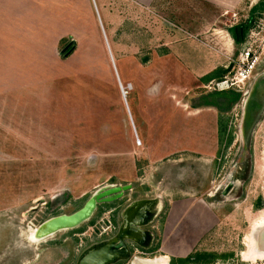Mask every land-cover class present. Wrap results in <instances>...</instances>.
Segmentation results:
<instances>
[{
    "label": "rangeland",
    "instance_id": "rangeland-1",
    "mask_svg": "<svg viewBox=\"0 0 264 264\" xmlns=\"http://www.w3.org/2000/svg\"><path fill=\"white\" fill-rule=\"evenodd\" d=\"M225 1L231 4L233 0ZM260 1L240 0L235 6L220 8L203 0H156L153 18L149 17L145 21L150 25L152 19L155 21L153 24L158 37L144 26L143 34L149 36L151 42L145 44L142 53L149 54L152 49H156L162 56L168 53L176 54L178 60L191 72L205 69L208 74L216 68L225 67L238 58L241 43L248 36L250 28H253L258 19L264 17V7L259 6ZM237 25H247L240 42L230 30ZM108 38L115 51L112 37L109 35ZM260 59L251 77L244 81L239 90L229 89L230 93L214 94L223 91L205 88L204 85L212 79L202 81L198 76L185 97L169 92L173 98L176 96L179 102L207 99L210 106L207 111L217 115L215 124H209L208 148L205 145L207 150L201 154L188 150L177 151L154 163L146 162L139 155L140 141L138 142L139 139H136L132 131L129 114L122 104L131 132L129 136L133 144L139 147L135 150L134 158L128 156L129 162L137 159L135 166L138 177L131 181L121 180L115 183L117 179L107 178V172L103 171L107 170L106 160L98 150L94 152L96 156L92 153L91 147L95 142L99 143L98 140L93 141L84 136L77 139L70 133L64 135L61 140L57 124L52 122L54 119L42 124L34 123L35 117L45 120L43 113L36 109H26L28 118L25 119L30 118L31 122L25 123L19 110H10L0 103V117L12 122L8 124L0 120V264H76L85 252L116 237L123 225L125 211L130 205L138 202L143 203L138 226L142 231L141 235L136 237L127 234L124 240L130 254L108 264H135L138 260H152L167 255L168 252L161 251L159 247L163 238V223L172 200H181L183 206L185 202L194 203L201 200L214 217L211 222L208 220L209 229L189 253L198 251L217 255L213 261L202 264H264V260L245 261L242 256L248 250V240L254 225L264 221V81L257 78L264 73L263 54ZM20 61L26 62L25 66H22L25 70L20 68L18 71H10L19 73L14 76L7 72L9 61L0 60V100L7 98L11 87L13 89L19 86L29 90L26 93L27 98L41 99L36 96L40 92L34 91L36 88L33 86L39 81L38 76H34L37 72L34 70L37 61ZM116 64L121 68L118 60ZM69 66L70 63L66 62L54 68ZM172 67V63L166 58L155 65V68H160L161 71ZM219 74L220 76L214 79L223 78L227 73L222 74L220 71ZM121 76L122 84L127 88L125 97L130 116L133 117V125L135 124L138 135L143 139L144 124L141 116L136 115L135 109L136 90H128L126 77H123V74ZM187 78L190 80L184 73V76L175 80L180 83L186 82ZM255 78L262 81L257 83L261 84V87L256 92H251ZM75 80L80 82V79ZM110 81L107 77L105 84L108 96V90L112 89ZM47 86L40 84L39 88L46 89ZM175 91L177 93L178 89ZM231 93H237L238 98L232 101ZM204 95L207 98H203ZM164 102L163 97H160L159 103ZM80 103L84 105L81 108L88 110L89 105L85 97ZM167 103L172 106L171 101ZM143 104L145 118L154 119L158 123L166 117L164 113L167 111V104L159 106L156 111L154 107H157V103L150 104V101L145 99ZM93 105L94 103L92 108ZM215 105H220L221 110L216 109ZM88 115H84L79 126L88 125L91 136L101 135V128L109 136V119L107 118L106 124V117L96 118ZM173 118L180 130L183 114H174ZM220 124L225 126L222 137L218 130ZM27 126V139L20 136L11 139L15 134L13 129L17 130V133H23ZM36 141L47 150L42 162L39 161L40 153H36ZM127 141L120 138L111 142L107 139L100 140V148L107 150L111 143V148L120 150L126 147ZM184 142L193 144L192 139L184 138ZM90 155L94 160H88ZM29 160L33 162L28 164ZM123 161L125 163L120 161L118 168H124L127 158ZM40 167L45 171L39 173ZM125 183H131L132 188L125 191L119 199L98 204L91 216L78 224L79 226L59 230L38 242L30 240L29 232L39 228L44 220L59 214L73 213L102 186ZM126 215L128 219L133 215L131 223L136 221L138 206H130ZM132 228L136 231L135 227ZM164 248L170 250V245L166 244ZM172 257L178 256H169L166 264H170Z\"/></svg>",
    "mask_w": 264,
    "mask_h": 264
},
{
    "label": "crops",
    "instance_id": "crops-1",
    "mask_svg": "<svg viewBox=\"0 0 264 264\" xmlns=\"http://www.w3.org/2000/svg\"><path fill=\"white\" fill-rule=\"evenodd\" d=\"M203 1L225 8L235 6L240 0H233L231 4L225 0ZM155 2L156 0H0V60L9 61L7 72L14 76L19 73L10 71L25 68L22 66H25L26 62L20 60L37 61L34 67L37 72L34 76L37 75L39 81L33 86L36 88L34 91L40 92L36 96L41 97V99L27 98L26 93L29 90L18 85L19 87L13 89L11 87L12 95L8 94L6 99L0 100V103L10 110L12 108L19 110L23 114L21 118L24 119L28 118L26 109L39 110L45 120L35 117L33 122L37 124L54 119L52 122L57 124L61 140L69 133L77 139L84 136L93 141L98 140L99 143L95 142L91 147L92 153L96 150L101 153L107 167V170L103 171L107 172L108 179H117L115 183L121 180L131 181L138 177L135 166L137 159L129 162L128 156L134 158L135 150L139 147L133 144L129 136L131 132L124 116V105L130 117L132 131L140 141L139 155L148 163H154L177 151L188 150L196 154L206 152L209 143V124L211 122V125H214L217 119V115L214 116L207 111L210 106L204 100L197 98L192 101L187 98L188 100L179 102L176 96L173 98L169 93L185 97L193 87V81L198 76L201 78L207 74L205 69L191 72L173 53L162 56L156 49H152L149 54L142 53L145 44L151 42L149 36H144V28L147 27L155 37H158L153 24L155 21L152 19L151 25L145 21L149 17L153 18ZM109 35L113 39L115 51L111 47ZM67 44L71 47L68 52L63 50L64 45ZM144 57L146 60L142 61ZM164 58L171 62L173 67L163 71L155 68V65ZM117 60L121 68H118ZM66 62L70 63L69 68H54ZM97 64L99 66H96ZM3 69L5 70V66ZM184 73L190 77V80L187 78L186 82L181 81L180 84L175 79L184 76ZM121 74L126 77L125 84H129L128 90H136L135 109L136 115L141 116L144 124L143 139L138 135L135 124L133 125V117L130 116L126 97L122 96L121 87L124 85ZM107 77L112 84V89L108 90L110 96L105 84ZM172 77L173 81H171ZM75 78L80 79V82ZM40 84L48 86L46 89H41ZM84 97L89 105L88 110L81 108L84 105L80 101ZM160 97H163L165 100L163 104H167L168 108L164 113L166 117L157 123L154 119L143 116L145 112L143 103L145 99L150 101V104L157 103V107H154L156 111L163 105L159 103ZM167 101H171L172 106ZM92 103H94L93 108ZM178 113L183 114V121L181 120L183 125L180 130L176 127L173 118L174 114ZM85 114L96 118L104 116L106 124L108 118L109 136L102 128L101 135L91 136L88 125L79 126ZM8 117H11V113ZM0 120L3 123H12L10 119L5 121L0 117ZM18 122L21 123V120ZM30 122V118L25 119V123ZM13 130L15 134L11 139H16L17 136L27 139L29 136L28 126L23 133ZM31 131L30 127V136ZM117 138L130 141H127L126 147L120 150L111 148V143L109 147L107 146V150L104 147L100 148L102 146L100 140L107 139L111 142ZM184 138L192 139L193 144H185ZM36 142L35 146L38 149L36 153H40L39 161L42 162L47 150L41 143ZM23 147H25L24 142ZM91 157L92 155L88 160L93 159ZM126 158L124 168H118L121 162L125 163L123 159L126 161ZM31 162L33 161L29 160L28 164ZM44 171V168H39V173ZM181 202V200L170 201L167 217L163 223V238L159 249L168 252V257L186 256L193 251L209 229L207 224L212 218L214 219L201 200H196L194 203L185 202L184 206ZM166 244L170 245V250L164 248Z\"/></svg>",
    "mask_w": 264,
    "mask_h": 264
},
{
    "label": "water",
    "instance_id": "water-1",
    "mask_svg": "<svg viewBox=\"0 0 264 264\" xmlns=\"http://www.w3.org/2000/svg\"><path fill=\"white\" fill-rule=\"evenodd\" d=\"M69 46L64 47L63 50H66V48ZM146 57L143 58L142 61H145ZM231 63L229 67L225 70L228 71L231 68ZM257 78H262L264 81V73L262 75H259ZM255 78L253 81V85L251 86V92H256L260 89L261 84L257 85L258 82L262 83L259 79ZM264 83V82H263ZM263 85V84H262ZM263 90L264 87L262 86ZM123 96V95H122ZM124 97V96H123ZM132 188L131 183H125V184H109L106 186H102L95 190L94 193H92L89 198L84 202V204L74 211L71 214H59L56 216H52L46 220H44L39 226H45L50 221L53 222L55 219L64 218L63 221L57 224H52L50 231L51 232H57L59 230L63 229H70L74 228L81 222L87 220L91 214L93 213L94 209L98 204L105 203V202H111L116 199H119L123 196L124 192L127 190H130ZM142 202L134 203L130 206H138V216L136 221L128 222L127 218V210L125 211L123 215V225L121 227V230L119 231L118 235L114 237L111 241L98 246L96 248L90 249L87 252H85L77 261L76 264H108L111 263L117 259L123 258L128 256L129 249L128 246L124 240L126 238V235H132L139 237L141 235V229L139 226V219H140V210L142 208ZM50 227V226H49ZM128 227H135L136 231H130L126 228ZM264 243V241H263Z\"/></svg>",
    "mask_w": 264,
    "mask_h": 264
},
{
    "label": "built area",
    "instance_id": "built-area-1",
    "mask_svg": "<svg viewBox=\"0 0 264 264\" xmlns=\"http://www.w3.org/2000/svg\"><path fill=\"white\" fill-rule=\"evenodd\" d=\"M252 27L241 43V50L233 62L232 71L223 78L210 80L204 85L205 88L215 91L239 90L244 81L251 77L252 71L261 60V55H264V17L258 19ZM121 93L125 97L127 88L121 87Z\"/></svg>",
    "mask_w": 264,
    "mask_h": 264
},
{
    "label": "bare ground",
    "instance_id": "bare-ground-1",
    "mask_svg": "<svg viewBox=\"0 0 264 264\" xmlns=\"http://www.w3.org/2000/svg\"><path fill=\"white\" fill-rule=\"evenodd\" d=\"M133 215L128 219L131 222ZM64 218L55 219L53 222H49L45 226H40L35 230L29 232L30 240L38 242L44 240L46 237L53 235L55 232H51L50 228L52 224L61 223ZM50 226V227H49ZM79 226V225H77ZM127 230L133 231L132 227H128ZM248 250L242 254L245 261L257 262L258 260H264V221H261L254 225L251 236L249 237ZM261 243V245H260ZM169 257L167 255L157 257L152 260H138L135 264H166Z\"/></svg>",
    "mask_w": 264,
    "mask_h": 264
},
{
    "label": "trees",
    "instance_id": "trees-1",
    "mask_svg": "<svg viewBox=\"0 0 264 264\" xmlns=\"http://www.w3.org/2000/svg\"><path fill=\"white\" fill-rule=\"evenodd\" d=\"M259 6L260 7H264V0L260 1ZM240 27L243 28L242 34H240V32H239V28ZM246 27H247V25H237V26L232 27L230 29L232 34H233V36H234V38H236L237 41H239V42L242 41L243 36H244V34L246 32V30H245ZM235 30H236V32H235ZM219 71H220L219 69L217 71H212V72L206 74L205 76L201 77V80L202 81H209L210 79H212L214 77H219L220 76V74H219L220 72ZM231 94H233L232 97L230 98L232 101L236 100L238 98V96H239L237 93H231ZM218 130H219L220 136L222 137V135L225 132V126L220 124ZM258 202H259V205L262 204V201H261L260 198H259ZM216 256H217L216 254L211 253V252H198V251H195L194 253H191V254H189V255H187L185 257H176V258L172 257L170 259V264H202V263H209V262L213 261Z\"/></svg>",
    "mask_w": 264,
    "mask_h": 264
},
{
    "label": "flooded vegetation",
    "instance_id": "flooded-vegetation-1",
    "mask_svg": "<svg viewBox=\"0 0 264 264\" xmlns=\"http://www.w3.org/2000/svg\"><path fill=\"white\" fill-rule=\"evenodd\" d=\"M235 32H236V30H235ZM239 32H240V34H242V32H243V28H242V27L239 28ZM236 40H237V39H236ZM67 45H68V44H67ZM67 45H64V47L67 46ZM70 49H71V47H70V45H69V46L66 48V51L68 52ZM231 64H232V65H231V68H230L228 71H226V72H225V70L229 67L230 64H228L227 66L222 67V68H220V69H219V68H216V69H214V70H212V71H217V70L219 69V70L221 71L222 74H223L224 72H225V73H228V72L232 71V69H233V63H231ZM212 71H211V72H212ZM220 71H219V72H220ZM217 73H218V72H217ZM217 73H216V74H217ZM214 78H216V77H214ZM214 78H212V80H213ZM223 92H224V93H223ZM223 92H217V93H214V94H221V93H222V94H225V93L227 94V93H230L231 91H230V90H227L226 92H225V91H223ZM203 98H207V97L204 95ZM203 100L206 102L207 105H209V104L207 103V99H203ZM214 107H215L216 109H218L219 111L221 110V109H219L220 105H219V106L215 105ZM132 218H133V217H132Z\"/></svg>",
    "mask_w": 264,
    "mask_h": 264
}]
</instances>
